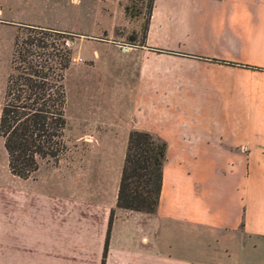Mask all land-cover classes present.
I'll return each instance as SVG.
<instances>
[{
  "label": "crops",
  "instance_id": "obj_1",
  "mask_svg": "<svg viewBox=\"0 0 264 264\" xmlns=\"http://www.w3.org/2000/svg\"><path fill=\"white\" fill-rule=\"evenodd\" d=\"M134 55L123 90L140 123L115 111L110 145L166 142L156 211L117 206L123 151L28 179L7 155L0 264H264V0H153Z\"/></svg>",
  "mask_w": 264,
  "mask_h": 264
},
{
  "label": "rangeland",
  "instance_id": "obj_2",
  "mask_svg": "<svg viewBox=\"0 0 264 264\" xmlns=\"http://www.w3.org/2000/svg\"><path fill=\"white\" fill-rule=\"evenodd\" d=\"M150 10L148 0H128L119 16L110 18V0H0V114L20 25L70 32L77 37L66 79L70 150L63 158L125 153L126 145H110V120L118 116L116 111L125 119L123 125L140 123L130 93L123 90L124 71L132 74L136 67L124 66L123 61L137 57L134 53L144 42ZM6 156L0 136L2 162ZM53 165L59 162H42L41 174Z\"/></svg>",
  "mask_w": 264,
  "mask_h": 264
},
{
  "label": "trees",
  "instance_id": "obj_3",
  "mask_svg": "<svg viewBox=\"0 0 264 264\" xmlns=\"http://www.w3.org/2000/svg\"><path fill=\"white\" fill-rule=\"evenodd\" d=\"M153 0H148V8ZM77 36L21 24L15 37L0 114V136L13 174L34 177L42 162H59L70 150L67 73ZM166 142L131 130L118 184V207L154 213L162 189ZM113 213L109 218V225ZM105 256V255H104Z\"/></svg>",
  "mask_w": 264,
  "mask_h": 264
}]
</instances>
